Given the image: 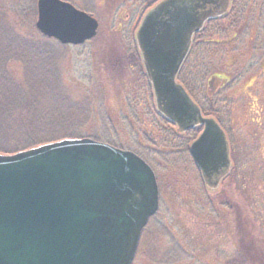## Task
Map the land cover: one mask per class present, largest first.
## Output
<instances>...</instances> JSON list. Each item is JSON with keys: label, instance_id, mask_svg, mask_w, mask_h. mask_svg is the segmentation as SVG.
Returning a JSON list of instances; mask_svg holds the SVG:
<instances>
[{"label": "rangeland", "instance_id": "374dc122", "mask_svg": "<svg viewBox=\"0 0 264 264\" xmlns=\"http://www.w3.org/2000/svg\"><path fill=\"white\" fill-rule=\"evenodd\" d=\"M61 1L98 22L93 39L61 46L36 30L37 0H0V48L21 54L19 61L0 62L3 84L22 88L27 64L39 59L40 70L33 71L41 79L32 85L52 88L56 111L67 106L72 118L65 130L78 137L72 139L131 151L154 170L159 210L142 232L133 264H264V0L231 2V13L209 37L205 65L228 80L210 99L232 162L215 192L205 189L189 154L198 132L177 136L156 114L135 48L143 16L163 0ZM22 37L42 43L31 49Z\"/></svg>", "mask_w": 264, "mask_h": 264}, {"label": "water", "instance_id": "95a60500", "mask_svg": "<svg viewBox=\"0 0 264 264\" xmlns=\"http://www.w3.org/2000/svg\"><path fill=\"white\" fill-rule=\"evenodd\" d=\"M229 4L163 0L134 37L157 114L178 134L201 127L189 154L210 192L231 171L229 143L176 77L193 36ZM36 11V30L61 45L96 36L98 22L67 2L37 0ZM158 209L155 174L130 151L82 138L0 155V264H132Z\"/></svg>", "mask_w": 264, "mask_h": 264}, {"label": "trees", "instance_id": "16d2710c", "mask_svg": "<svg viewBox=\"0 0 264 264\" xmlns=\"http://www.w3.org/2000/svg\"><path fill=\"white\" fill-rule=\"evenodd\" d=\"M237 1L234 0L233 3L236 4ZM233 6L225 16L208 21L203 29L194 36L189 54L176 78L177 82L199 107L202 115L214 118L222 128L223 125L219 121L218 112L216 111L215 103L217 102L214 103L210 98L218 95L219 90L221 92L227 86L228 80L213 74L205 63L208 58V51H211L213 48L211 46L213 43L209 41V37L215 35V25L218 21L229 16ZM30 36L32 37V35ZM29 38L23 39L26 40V44L31 49L34 45L38 46L42 43H33L32 39ZM43 43L46 44V42ZM214 44V46H217L216 43ZM0 53H5L0 54L1 63L6 60L19 61L21 55L14 54L13 48L10 46L5 47L3 50L0 48ZM31 55L34 58L36 57V59L39 56L42 57V54ZM27 57L30 56L27 55ZM38 60L27 64L25 81L22 88L3 84L6 78L0 72V155H11L43 144L63 139L78 138L74 132L70 133V131L65 130L69 127L70 117L72 118V114L66 112L67 106L64 107L62 105L57 111L53 108L55 93L52 88L39 89L32 85V81L41 79L37 74L36 78L33 71L40 70ZM45 62L46 60L44 62L41 61V63ZM47 78L51 77L47 75ZM210 85L213 89L207 88ZM64 113L69 114V116ZM193 131L195 133L198 132L197 130ZM13 139H17L18 141L12 143Z\"/></svg>", "mask_w": 264, "mask_h": 264}]
</instances>
